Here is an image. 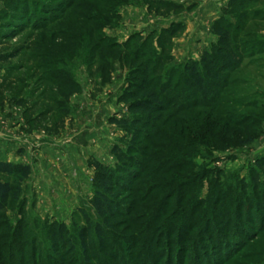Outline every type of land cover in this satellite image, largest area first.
<instances>
[{
	"label": "rangeland",
	"instance_id": "1",
	"mask_svg": "<svg viewBox=\"0 0 264 264\" xmlns=\"http://www.w3.org/2000/svg\"><path fill=\"white\" fill-rule=\"evenodd\" d=\"M6 1L0 0V10ZM23 1L25 12L0 14V130L7 135L0 159L31 167L27 179L0 174V181L17 190L0 211V241L24 233V245L14 243V263L21 258V264H54L55 257L58 264H87L77 232L85 216L93 224L100 221L90 205L95 187L88 161L112 167L113 147L131 143L130 133L108 119L133 116L119 96L128 81L140 79L135 68L168 53L149 78L163 82L168 72L166 96L194 93L184 83L183 63H198L205 50L214 52V29L224 25L238 27L235 43L254 47L237 67L221 68L220 79L207 77L206 89L218 93L206 96L210 105L184 110L178 113L183 121L167 124L171 133L187 128L184 142L188 133L206 131L203 149L191 156L192 169L171 172L174 184L157 194L162 199L174 191L169 208L134 248L129 249V237L114 235L121 246L111 248L114 261L96 244L89 264H264V51L257 50L264 40V0H164L172 6L160 8L154 0ZM176 24L177 31L158 44L157 35ZM136 31L140 38L132 37ZM141 37L149 45L139 49ZM97 121L81 153L70 151L68 143ZM249 135L253 139L242 143ZM240 200L253 211L236 207ZM54 223L66 226L73 248L53 249ZM234 226L247 235L239 239ZM215 239L235 244L215 250Z\"/></svg>",
	"mask_w": 264,
	"mask_h": 264
},
{
	"label": "trees",
	"instance_id": "2",
	"mask_svg": "<svg viewBox=\"0 0 264 264\" xmlns=\"http://www.w3.org/2000/svg\"><path fill=\"white\" fill-rule=\"evenodd\" d=\"M17 1L23 4L21 9H17L15 2L9 0L4 2L0 14L25 12L27 6L24 1ZM153 2L157 8L172 6L170 2L164 0H154ZM9 17L12 20L15 18H13V15ZM240 17L241 20H244L246 14L242 13ZM177 26L178 24L172 30H162L157 35V43L160 45L162 42L166 43V38L177 31ZM214 31L218 36L216 48L215 45L212 46L215 53L210 52V49L205 50L198 63H183L184 71L187 74V79L184 83L187 87H192L194 93H186L181 96L172 93L170 96H166L164 92L170 87L169 84L172 81V77L167 76L168 72L165 74L168 79L163 82L160 81V78H149V76L156 73L163 61L169 59V54L167 53L159 54L156 56L155 61L153 59H149L147 62L142 61L139 67L135 68V71L140 74V79H138V82L134 79L128 81L127 87L122 91V95L119 96V101L128 104V110L133 116H130V118L111 116L108 122L117 124L124 128L128 134L130 133L131 143L127 144L125 148L120 145L113 147L112 153L116 157V163L112 167L104 165L96 159L90 158L88 161V165L94 168L92 184L95 187L90 205L100 218V221L93 224L85 216V225L77 232L87 264H89V250L93 249L96 244H98L104 255L114 261V254L111 248L121 247L113 241L114 235L117 237L118 234L122 233L123 236L129 237L132 240V245L129 249H132L134 248L132 246L139 242L143 231L150 233L153 225L165 216L169 208V200L174 191L171 190L162 199H159L157 194L160 196L166 187H172L174 184L171 179L173 177L170 176L172 171L186 173L189 168L191 170L193 167V157L191 156L196 155L199 150L203 149L201 145L206 131L202 132L203 134H199L196 131L190 132L186 137L189 142H184V133L187 128L182 126L178 134L175 132L171 133L167 124L172 120L183 121V115L179 116L178 113L184 110L198 105L201 107L210 105L209 97L206 99V96L216 97L218 93H209L210 91L206 89L207 77L209 79L212 78L213 81L218 77L220 79L218 71L221 68L227 71L237 67L244 53L254 47V45H249L247 41L235 43L239 34L237 26L227 27L220 25ZM138 32L133 33L132 37L137 36L140 38ZM167 33L168 36L164 38V34L167 35ZM146 38L141 37L139 49H142L144 45H149V39ZM131 41L127 43H131ZM126 44L125 47H127ZM257 50L260 52L264 51V40L261 41ZM138 57H140L139 51L135 54V58L138 59ZM164 57L165 59H163ZM169 73L172 76L174 71L171 70ZM177 87L178 84L175 83L172 92ZM76 91L77 86L74 85L70 92L74 93ZM165 113L166 115H164ZM32 120H36L34 116H32ZM252 139V136L249 135L242 143L250 142ZM204 149H206L205 146ZM30 173L31 167L28 164L0 159V174L27 179ZM169 176L170 178H167ZM15 191L17 190L11 184L0 181V211L4 209L7 199ZM224 200H227V198H224ZM239 202L236 207L249 208L247 212L253 211L251 203L248 202L246 205H242L241 200ZM228 204L231 205L229 202ZM254 208L257 209L258 214L262 210L257 204H254ZM224 213H229V210L228 212L224 210ZM238 213H240V209ZM143 216L147 218L146 222L142 221ZM52 226H54L51 230L53 249L59 252L63 245L73 248L66 226L62 223L57 225L54 223ZM116 226H120L123 229L118 231ZM245 230L242 227L238 229L237 226H234L235 236L237 235L239 239L247 235ZM126 232H129L128 234L131 232L133 235H125ZM1 234L0 227V239ZM23 236V232H18L17 235L15 233V239L10 238L8 242L0 241V259H3L5 264H21V258L14 263L15 250L13 246H15L14 243L24 245ZM234 244V241L228 242L227 240L224 242L215 239V243L212 246L215 250L223 251L226 249L228 251V249L233 248ZM18 251H21V249H18ZM3 254L7 256L3 258ZM53 261L54 264H58L55 257Z\"/></svg>",
	"mask_w": 264,
	"mask_h": 264
},
{
	"label": "crops",
	"instance_id": "3",
	"mask_svg": "<svg viewBox=\"0 0 264 264\" xmlns=\"http://www.w3.org/2000/svg\"><path fill=\"white\" fill-rule=\"evenodd\" d=\"M110 99L108 98L107 101H109ZM98 112H101L100 110ZM99 114V113H98ZM97 116V115H96ZM99 121L96 122L95 125H90L88 128L86 127V129H83V131L81 132V135L77 138L75 137L74 140H72L69 144V147H70V151L74 152V153H81V147L82 146H85L88 144V136H87V131L90 130V131H93L95 130V128L97 127V124H98ZM7 135H5V133H2L1 130H0V145L2 147V143H3V140H6V137ZM12 145V143H11ZM10 151H12V149L10 148Z\"/></svg>",
	"mask_w": 264,
	"mask_h": 264
}]
</instances>
